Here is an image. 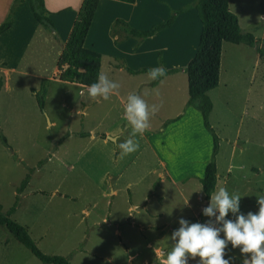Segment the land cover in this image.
I'll return each instance as SVG.
<instances>
[{
	"label": "rangeland",
	"instance_id": "obj_1",
	"mask_svg": "<svg viewBox=\"0 0 264 264\" xmlns=\"http://www.w3.org/2000/svg\"><path fill=\"white\" fill-rule=\"evenodd\" d=\"M9 2L0 0V23ZM44 2L62 37L70 17L67 12L74 10L77 0ZM185 2L173 0L165 11L162 7L154 14L137 10V16L129 17L128 27L146 30L175 16L170 32L162 31L158 43L151 45L113 24L115 19L125 22L130 14L127 5L101 0L84 47L94 42L93 51L100 55L99 75L120 82L119 94L107 101L92 100L84 89L54 83L44 98L45 117L41 114L30 131L15 134L8 120L0 117V134L7 144L0 141V211H7L17 199L9 218L25 228L43 254L65 257L69 264H163L161 253L171 250L167 238L178 229L179 219L209 220L202 210L210 198L203 200L199 179L211 140L199 114L184 105L183 70L194 53L200 24L194 8L175 15ZM59 9L64 11L56 16ZM228 10L255 43L251 48L224 44L217 87L207 92L212 104L209 123L218 137L213 193L221 187L239 193L240 213L246 215L258 211L256 197L264 194V0H228ZM16 18L14 30L22 31L14 38L17 46L32 29L27 0ZM103 31L117 38L115 47ZM178 37L183 40L179 46L170 44L167 51L157 53ZM3 45L2 39L0 52ZM133 47L137 49L132 53ZM157 67H163L166 76L150 81L147 72ZM141 69L146 72L131 73ZM130 93L160 108L148 130L137 136L139 149L120 159L116 144L130 133L123 119ZM83 104L90 107L81 122L76 111ZM46 121L54 124L50 130L43 128ZM87 129L93 131L90 139L74 135ZM27 174V188L17 193ZM225 219L235 217L229 213ZM225 253L231 264H242L238 248L229 244ZM0 264L40 263L0 227ZM188 264H198V258Z\"/></svg>",
	"mask_w": 264,
	"mask_h": 264
},
{
	"label": "trees",
	"instance_id": "obj_2",
	"mask_svg": "<svg viewBox=\"0 0 264 264\" xmlns=\"http://www.w3.org/2000/svg\"><path fill=\"white\" fill-rule=\"evenodd\" d=\"M131 4L134 0H115ZM21 0H14L18 5ZM98 0H81L70 31L63 44H59L55 27L44 8L43 0H28V7L32 18L40 27L48 33L52 40L60 46L58 57L59 66H63L56 79L62 82L75 83L81 86L91 85L96 82L99 73L100 55L83 47L84 38L90 26ZM190 6L195 9L196 17L200 24L195 50L183 70L186 81V107H191L200 116L203 129L209 134L211 149L207 162L199 179L200 193L205 202H208L216 183V155L218 152V137L209 123V114L212 104L207 92L217 87L219 80V63L223 43L242 44L253 47L255 39L252 34L242 31L236 17L228 10V0H192L190 5L175 10L179 14ZM174 15L146 30L129 28L121 20H114L113 24L119 26L127 35L134 38L147 39L154 34L168 28ZM11 25V13L0 23V35ZM173 69H171L172 71ZM141 69L137 73H145ZM48 86V80L42 79L37 89H29L34 98L40 114H43L44 98ZM1 87V79H0ZM75 136L83 137L84 133H76ZM87 136V134H86ZM1 143L7 147L4 137L0 134ZM28 181V174L23 177L16 192L19 193ZM17 205V199L5 212L0 211V227L4 228L12 238L23 246L32 257L40 264H69L65 257L43 254L30 239L25 228L9 218Z\"/></svg>",
	"mask_w": 264,
	"mask_h": 264
},
{
	"label": "clouds",
	"instance_id": "obj_3",
	"mask_svg": "<svg viewBox=\"0 0 264 264\" xmlns=\"http://www.w3.org/2000/svg\"><path fill=\"white\" fill-rule=\"evenodd\" d=\"M147 76L150 81H157L166 76V70L163 67L153 68L147 72ZM83 87L92 100L99 98L107 101L112 95L119 94L121 84L101 74L96 82ZM159 108L160 105H149L136 93L128 94L123 106V119L130 133L126 140L116 144L120 159L139 149L136 138L148 130L150 119ZM256 199L258 211L245 215L240 213L241 195L230 194L224 187L219 188L210 195L208 206L202 210L203 215L209 218L207 222L189 223L186 219H179L178 229L167 238L172 242L171 250L161 253L165 256L163 264H188L189 259L197 258L198 264H231L230 259L224 258L229 244L232 249H239L244 257L242 264H264V194L258 195ZM229 213L235 217L234 220L225 219Z\"/></svg>",
	"mask_w": 264,
	"mask_h": 264
},
{
	"label": "crops",
	"instance_id": "obj_4",
	"mask_svg": "<svg viewBox=\"0 0 264 264\" xmlns=\"http://www.w3.org/2000/svg\"><path fill=\"white\" fill-rule=\"evenodd\" d=\"M143 1L144 2H141L140 0H134L133 3L131 4L121 2L127 5L130 10V14L128 15V17L126 18L124 22L126 25H127V20L129 19V17H131L133 14L137 16L138 14L137 10H140L141 12H144L145 14H148L149 12L150 14H154L156 12H160L159 8L161 7H162L161 11H165L166 10L165 7H167L168 5H173L171 4L173 0H143ZM191 1L192 0H186L185 5H190ZM80 2L81 0H77L74 10L71 11V13L67 12V14H69L70 17L65 22V31H64L63 36L59 37L56 33L59 44H63L65 42L66 37L70 31L72 22L75 18L76 12L78 10V7L80 5ZM100 2L101 0H98L96 9L93 14L88 30L93 25L96 10ZM22 3H23V0L18 5L14 4V0H11V2H9L8 4L9 8H6L3 13H4L5 18L9 13H11V25L5 32H3L0 35V40L3 39V42L5 44L3 45V50H1L0 52V79H1L0 117H2L4 120H8L10 124V128L13 130L12 132H14L15 134L16 132L21 133V132L30 131V127L34 126V124L37 121H39L40 118H42V115L40 114L37 108L34 98L29 93V89L38 88L39 83L42 79L48 80V86L54 83H61V84H67V85H74L80 90H83V89L86 90L83 86L79 84L62 82L56 79V76L59 74L60 70L63 67V66H59L58 64L60 46L52 40L51 36L48 33H46L40 27V25L35 22L33 18H32L33 23L31 25L32 29L31 31L27 32L28 34L27 33L25 34L27 36L26 40L23 42L22 45H17V46L15 45L14 38L20 36V34L22 33V31L14 30L15 23L17 20L16 18L17 11ZM43 3H44V8H45L44 0H43ZM162 3H165V4L163 5ZM27 4H28V0H27ZM152 6L154 7V11H151ZM191 9H193L192 6H190L184 12L175 14V15H181L184 13H188V11H190ZM63 11H64L63 9H59V10H55L54 13H56L55 15L58 16ZM47 15L48 17L52 19V14L47 12ZM160 15H165V13L162 12ZM191 18L192 17L189 16V20H191ZM174 21H175V18H173L172 24L168 28L162 31L170 32L169 30L172 27ZM53 24H54L55 32H56L57 27H56L55 22ZM109 24H110V21H109ZM88 30L84 38L83 47L87 39ZM162 31L154 34L150 38H147L148 42L151 45L157 44L160 33ZM103 34L114 46V43L117 41V38H114L115 36L110 37L109 35H107L106 32L104 33V31H103ZM178 39L167 43V47L163 46L162 49L156 50L157 53L161 54L162 52L167 51L169 48L168 46H170V44H173V45L176 44L177 46H179L183 40L180 41V37H178ZM224 44L226 43H223L222 47L224 46ZM94 45H95L94 42H89V44L87 45L88 48L86 47L85 48L94 50ZM136 49H137L136 47L131 48L132 53L136 51ZM138 71L139 70H136L131 73L137 74ZM98 76H99V73H98ZM46 93H47V90H46ZM89 107L90 105L84 106L83 104L81 111L79 113L78 111H76V114L80 117L81 122H83V119ZM43 117H45L44 114H43ZM47 125L48 127H46ZM53 125H54L53 122L48 121L46 122V124H44L43 128H48V130H50L53 127ZM91 132L93 131L89 129L84 131L83 133L85 136H83V138L87 137L88 139H90L89 133ZM75 134L76 133H74V135ZM28 139L30 138L28 137ZM108 140L110 139L108 138ZM27 186H28V182L26 183L25 187L21 190L20 194H22V192L27 188ZM84 212L86 213V211Z\"/></svg>",
	"mask_w": 264,
	"mask_h": 264
},
{
	"label": "water",
	"instance_id": "obj_5",
	"mask_svg": "<svg viewBox=\"0 0 264 264\" xmlns=\"http://www.w3.org/2000/svg\"><path fill=\"white\" fill-rule=\"evenodd\" d=\"M46 122H48V121H46Z\"/></svg>",
	"mask_w": 264,
	"mask_h": 264
}]
</instances>
